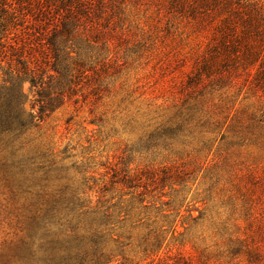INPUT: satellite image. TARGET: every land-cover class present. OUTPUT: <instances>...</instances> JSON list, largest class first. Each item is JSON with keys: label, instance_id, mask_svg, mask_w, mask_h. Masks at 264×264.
<instances>
[{"label": "rangeland", "instance_id": "1", "mask_svg": "<svg viewBox=\"0 0 264 264\" xmlns=\"http://www.w3.org/2000/svg\"><path fill=\"white\" fill-rule=\"evenodd\" d=\"M119 2L107 24L111 63L25 137L59 171L47 181L0 174V255L38 210L52 209L56 229L72 195L93 206L105 195L121 236L111 246L142 264H264V97L250 90L254 70L234 85L204 79L186 89L215 24L172 0ZM30 87L20 85L26 113Z\"/></svg>", "mask_w": 264, "mask_h": 264}, {"label": "trees", "instance_id": "2", "mask_svg": "<svg viewBox=\"0 0 264 264\" xmlns=\"http://www.w3.org/2000/svg\"><path fill=\"white\" fill-rule=\"evenodd\" d=\"M172 2L173 10L188 9L191 19L215 24L209 50L185 88L204 79L216 87L234 85L235 74L254 70L250 90L264 97V0ZM119 5V0H0V174L24 179L41 173L47 181L59 171L53 168L60 162L25 137L78 96L86 81L97 77L98 67L111 63L113 32L107 24ZM24 82L35 93L31 113L23 110ZM95 198L93 206L91 198L72 195L61 217L66 224L56 229L52 209L38 210L20 242L0 255V264H142L111 246L121 239L111 227L116 205L106 206L113 198L104 200L105 195ZM181 260L190 264L184 257L157 264Z\"/></svg>", "mask_w": 264, "mask_h": 264}]
</instances>
